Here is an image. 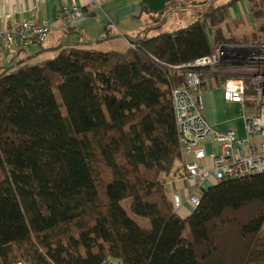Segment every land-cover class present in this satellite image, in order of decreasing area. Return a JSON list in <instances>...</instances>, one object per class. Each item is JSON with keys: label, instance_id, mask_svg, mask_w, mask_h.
<instances>
[{"label": "trees", "instance_id": "obj_1", "mask_svg": "<svg viewBox=\"0 0 264 264\" xmlns=\"http://www.w3.org/2000/svg\"><path fill=\"white\" fill-rule=\"evenodd\" d=\"M238 1L124 50L64 43L0 71V264H264V172L207 185L185 217L162 179L181 158L176 66L229 41Z\"/></svg>", "mask_w": 264, "mask_h": 264}, {"label": "built area", "instance_id": "obj_2", "mask_svg": "<svg viewBox=\"0 0 264 264\" xmlns=\"http://www.w3.org/2000/svg\"><path fill=\"white\" fill-rule=\"evenodd\" d=\"M82 16V9L73 5L61 9L57 19ZM50 29L49 21L41 22L35 16L19 21L12 13L0 15V57L6 52L27 48L34 40L45 41ZM128 45L134 47L129 41ZM222 65L236 76L225 84L223 96L227 102L242 106L244 136L233 129L218 130L203 114V76L207 68ZM176 68L185 72L184 83L172 91L181 156L191 154L194 157L185 163L179 180L186 185V201L195 207L207 185L264 172V42L219 44L210 55ZM200 160L202 163L198 162ZM172 199L178 211L183 205L181 194H173ZM102 264L125 263L107 258Z\"/></svg>", "mask_w": 264, "mask_h": 264}, {"label": "crops", "instance_id": "obj_3", "mask_svg": "<svg viewBox=\"0 0 264 264\" xmlns=\"http://www.w3.org/2000/svg\"><path fill=\"white\" fill-rule=\"evenodd\" d=\"M230 0H0V15L8 13L22 21L35 16L39 21H49L51 29L46 46L31 43L27 48L15 52H6L0 57V70L8 67L13 55L17 60L33 58L41 51L56 50L64 43H88L94 48L103 50L111 48L124 50L129 39L158 34L162 28H181L197 19L209 5H224ZM78 6L83 16L75 19L58 20L57 14L65 6ZM234 13L229 12L228 19L238 22L235 32L250 38H262L264 33L258 31L259 23L251 14V1L239 0L233 6ZM163 11L158 15V12ZM158 17V18H157ZM170 20H173L169 24ZM167 27V28H166ZM244 41V42H247ZM249 43V42H247ZM243 43V44H247ZM103 44L106 46L104 47ZM221 70L210 69L203 76L201 88L203 98V114L205 119L218 130L225 132L233 129L239 136L245 135L244 110L239 103L227 102L223 96L225 84L236 76L222 65ZM219 68V69H220ZM232 75L234 77L222 76ZM191 154H185L177 160L174 169L163 178L165 186L172 185L173 192L181 194L183 210L179 213L185 217L194 207L185 199L186 185L180 181L184 173V165ZM167 189V188H166ZM171 192V191H170Z\"/></svg>", "mask_w": 264, "mask_h": 264}, {"label": "rangeland", "instance_id": "obj_4", "mask_svg": "<svg viewBox=\"0 0 264 264\" xmlns=\"http://www.w3.org/2000/svg\"><path fill=\"white\" fill-rule=\"evenodd\" d=\"M228 12L234 13L233 9H229ZM172 22H173V20H170L169 24H171ZM237 23L238 22H235V20L233 21V20H231L229 18V19H227V21L225 23L222 24V28L224 30V35L229 40L227 42H223L222 44H243V43L249 42L247 44H243V45H248V44H251V43H255L256 44V43H259V42H264V40L262 38H258V37L250 38V39H248L249 41H247L246 40L247 38L245 36L239 35V33L234 31L236 29ZM176 29L177 28H175V29H173V28H170V29L162 28V30H157V33L160 34V33H165V32H172V31H175ZM210 38H211V41H212V37L211 36H210ZM48 40H49V38H47L45 41L37 43L36 45H38V46H46L47 43H48ZM244 41H247V42H244ZM103 46L105 47L106 45L103 44ZM103 50L107 51V50H111V48L107 47V48H103ZM56 54H57V50H54V49L41 51L37 55H35L33 58H31V62H37V61H40V60L45 59V58H50V57L55 56ZM16 57H17L16 55H13V57H12V60L13 61L15 60V62L18 61ZM12 63H14V62H12ZM9 64L7 66H9ZM219 68H220V66L214 68V70L218 69V71H223V69L221 70V68L220 69ZM14 70H16V66L12 68V71H14ZM209 70H210V68L206 69V71H209ZM222 76L231 77L232 75L231 74L230 75L225 74V75H222ZM232 77H234V76H232ZM56 96H57L58 100H60L59 93L57 91H56ZM63 113H65V109H63ZM189 160H194V157L193 156H191V157L189 156ZM198 162L202 163V160H200ZM162 177L165 178V179L167 178V176L165 174H163ZM166 188H167V192L168 193H172L173 192L172 185L166 186ZM121 204L124 207V209L127 211L128 215L130 217H132L134 220H136L139 224H141L143 226H146V227L150 226V221H149L148 218H141V217L135 215L132 212V210H131V200L130 199H126V200L122 201ZM182 207L178 210V212L180 214L181 213H185V211L183 210Z\"/></svg>", "mask_w": 264, "mask_h": 264}]
</instances>
